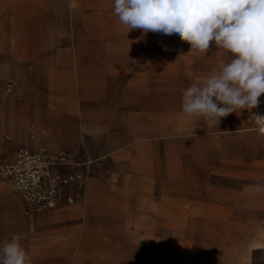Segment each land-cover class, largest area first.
<instances>
[{"label":"crops","instance_id":"obj_1","mask_svg":"<svg viewBox=\"0 0 264 264\" xmlns=\"http://www.w3.org/2000/svg\"><path fill=\"white\" fill-rule=\"evenodd\" d=\"M189 50L114 0H0V170L22 145L97 159L54 209L0 174V254L19 233L31 264H264V94L207 128L183 91L233 56Z\"/></svg>","mask_w":264,"mask_h":264},{"label":"clouds","instance_id":"obj_2","mask_svg":"<svg viewBox=\"0 0 264 264\" xmlns=\"http://www.w3.org/2000/svg\"><path fill=\"white\" fill-rule=\"evenodd\" d=\"M114 14L129 32L177 35L192 53H206L214 43L232 54L230 62L222 61L201 83L183 91V113L212 128L238 110L251 112L259 106L264 94V0H114ZM252 116L264 128V115ZM20 240L16 233L3 244L0 264H31Z\"/></svg>","mask_w":264,"mask_h":264},{"label":"built area","instance_id":"obj_3","mask_svg":"<svg viewBox=\"0 0 264 264\" xmlns=\"http://www.w3.org/2000/svg\"><path fill=\"white\" fill-rule=\"evenodd\" d=\"M96 163L81 140L73 150L22 145L1 167L0 174L11 191L33 211H39L72 202L75 188L85 183Z\"/></svg>","mask_w":264,"mask_h":264},{"label":"rangeland","instance_id":"obj_4","mask_svg":"<svg viewBox=\"0 0 264 264\" xmlns=\"http://www.w3.org/2000/svg\"><path fill=\"white\" fill-rule=\"evenodd\" d=\"M223 253H224L223 251H220V252H219L220 255H223ZM175 254H177V255H179V254H184V255L186 256V251H174V255H175ZM191 255H192V254L189 255L190 258H191ZM263 256H264L263 254H261V253L259 254V257H263ZM186 257H187V256H186Z\"/></svg>","mask_w":264,"mask_h":264},{"label":"bare ground","instance_id":"obj_5","mask_svg":"<svg viewBox=\"0 0 264 264\" xmlns=\"http://www.w3.org/2000/svg\"><path fill=\"white\" fill-rule=\"evenodd\" d=\"M25 214H27V213H25ZM29 216V215H28Z\"/></svg>","mask_w":264,"mask_h":264}]
</instances>
